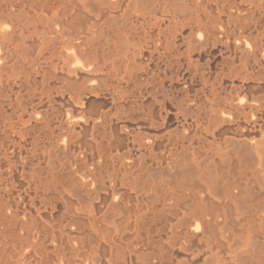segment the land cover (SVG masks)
<instances>
[{
	"label": "bare ground",
	"instance_id": "bare-ground-1",
	"mask_svg": "<svg viewBox=\"0 0 264 264\" xmlns=\"http://www.w3.org/2000/svg\"><path fill=\"white\" fill-rule=\"evenodd\" d=\"M0 264H264V0H0Z\"/></svg>",
	"mask_w": 264,
	"mask_h": 264
}]
</instances>
